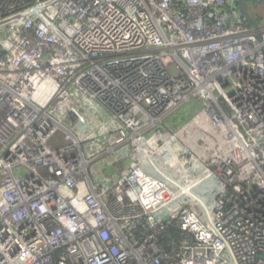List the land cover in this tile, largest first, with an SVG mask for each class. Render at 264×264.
<instances>
[{
    "label": "built area",
    "instance_id": "2783aa9c",
    "mask_svg": "<svg viewBox=\"0 0 264 264\" xmlns=\"http://www.w3.org/2000/svg\"><path fill=\"white\" fill-rule=\"evenodd\" d=\"M263 256L264 26L239 0H0V264Z\"/></svg>",
    "mask_w": 264,
    "mask_h": 264
},
{
    "label": "rangeland",
    "instance_id": "374dc122",
    "mask_svg": "<svg viewBox=\"0 0 264 264\" xmlns=\"http://www.w3.org/2000/svg\"><path fill=\"white\" fill-rule=\"evenodd\" d=\"M245 9L257 20V22H259L260 26H264V2L260 3V4H256V3H249L247 5H245ZM198 109V107H194L193 108V104L187 106L186 108L183 109L184 114H186V112H188L187 116H191L193 115L196 110ZM96 143H100V141L98 139H96ZM90 145V143H89ZM97 147V145H96ZM162 154V152L160 153Z\"/></svg>",
    "mask_w": 264,
    "mask_h": 264
},
{
    "label": "water",
    "instance_id": "95a60500",
    "mask_svg": "<svg viewBox=\"0 0 264 264\" xmlns=\"http://www.w3.org/2000/svg\"><path fill=\"white\" fill-rule=\"evenodd\" d=\"M245 2H251V0H239L240 12L255 28H257L258 27L257 20L243 7V3Z\"/></svg>",
    "mask_w": 264,
    "mask_h": 264
},
{
    "label": "trees",
    "instance_id": "16d2710c",
    "mask_svg": "<svg viewBox=\"0 0 264 264\" xmlns=\"http://www.w3.org/2000/svg\"><path fill=\"white\" fill-rule=\"evenodd\" d=\"M181 123H183V120H182V121H180V122H178V124H181Z\"/></svg>",
    "mask_w": 264,
    "mask_h": 264
}]
</instances>
